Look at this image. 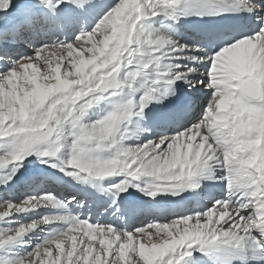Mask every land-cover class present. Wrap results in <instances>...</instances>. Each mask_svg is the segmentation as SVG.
<instances>
[{"label": "snow or ice", "instance_id": "1", "mask_svg": "<svg viewBox=\"0 0 264 264\" xmlns=\"http://www.w3.org/2000/svg\"><path fill=\"white\" fill-rule=\"evenodd\" d=\"M0 264H264V0H0Z\"/></svg>", "mask_w": 264, "mask_h": 264}, {"label": "bare ground", "instance_id": "2", "mask_svg": "<svg viewBox=\"0 0 264 264\" xmlns=\"http://www.w3.org/2000/svg\"><path fill=\"white\" fill-rule=\"evenodd\" d=\"M20 219H26V218L21 217ZM149 221H150V218L149 217H146V216H143V215L137 216V218H136V224H137V226H140V223L141 222L147 223Z\"/></svg>", "mask_w": 264, "mask_h": 264}]
</instances>
